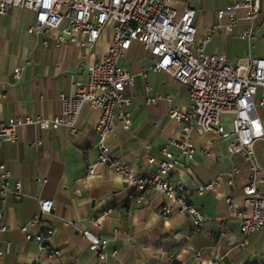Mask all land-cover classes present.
Masks as SVG:
<instances>
[{"label":"crops","instance_id":"crops-1","mask_svg":"<svg viewBox=\"0 0 264 264\" xmlns=\"http://www.w3.org/2000/svg\"><path fill=\"white\" fill-rule=\"evenodd\" d=\"M240 1L188 0L173 7L178 14L185 7L196 11L195 40L198 43L208 37L206 54L224 55L230 61L246 54L264 58V0H260L261 13L249 41L239 37L248 22L240 20L231 32H226L227 18H217L220 9ZM236 16L242 19L244 12L237 11ZM34 21V13L23 8L0 15V93L4 95L0 98V122L60 114L58 96L67 95L72 82L86 83L87 66L102 60L112 39L109 26L90 51L70 44L43 47L40 37L27 32ZM79 40H83L82 36ZM26 61L33 64L25 67ZM153 63V57L139 43H133L121 58L120 65L136 76L135 85L125 94L131 123L124 130L117 119L108 139L112 155L141 175L153 170L150 158L162 159V148L179 156L172 142L179 140L182 132L181 125L168 118L167 103L147 105L146 98L171 95L177 107L185 109L190 105L187 88L165 72H153ZM17 67L24 70L19 81L14 82L13 70ZM144 71L145 82L139 76ZM261 114L264 116V112ZM99 118L100 111L86 105L75 134L65 128L42 132L32 125L22 126L17 129V141L0 146V162L13 179L21 182L24 194L19 201L9 195L0 203L2 264H206L211 260L216 264H264V229L247 238L245 249L236 247L239 219L229 214L226 201L235 211L249 214L242 207L248 171L240 157L227 154V141L211 133L199 136L191 131L189 139L196 154L190 160L181 159V164L169 174L172 182L188 189V200L204 218L199 231L194 232L192 217L162 214L164 199L160 194L153 193L145 204L134 205L128 202L132 187L111 170L97 166L94 175H88V165L96 157ZM224 128L230 131L225 125ZM255 152L264 179V140L256 143ZM233 168L239 173L229 184ZM212 183H216L212 190L197 193L198 188ZM261 188L264 191V182ZM41 200H51L54 211L43 216L42 223L32 224ZM89 218L98 219L100 230L91 229L108 241L106 261H99L81 236L80 231L89 228ZM64 221H79V225L63 226ZM47 225L55 228L48 245L59 251L57 258L41 253L34 240ZM23 227L31 240L27 241L21 232ZM227 232L228 236H220ZM197 254L200 263L194 259Z\"/></svg>","mask_w":264,"mask_h":264},{"label":"built area","instance_id":"built-area-1","mask_svg":"<svg viewBox=\"0 0 264 264\" xmlns=\"http://www.w3.org/2000/svg\"><path fill=\"white\" fill-rule=\"evenodd\" d=\"M188 0H0V15L10 9L23 8L35 15L34 24L28 27V34L41 38V45L55 47L78 45L90 51L100 38L102 31L111 26L112 39L101 61L87 66L88 75L85 84L72 82L67 95L60 94V114L52 118L37 117L11 118L0 122V146L3 143L17 141V129L22 126L36 127L42 132L65 128L71 134L77 131V125L84 106L100 111L96 127L98 142L93 164L88 165V175L95 173L97 166L111 170L123 178L131 187L128 202L143 205L153 193L160 194L164 203L163 215L178 214L193 218L194 232H198L204 218L192 205L189 191L168 177L172 170L181 164V159L190 160L196 154L195 145L189 134H214L227 141V154L238 156L247 165L248 176L243 188L242 207L249 211L244 215L235 211L227 200L229 214L239 219L236 247L245 249L249 236L264 229V191L261 184V168L256 159V143L264 140V58H255L246 54L241 59L230 61L224 55H209L204 49L208 37L196 42L194 19L196 11L185 7L178 14L173 5ZM260 0H242L226 6L217 12L218 20L227 18L226 32L240 20L249 23L240 35L241 40L249 41L253 37V24L261 13ZM237 11H243L239 19ZM82 36L83 40H79ZM133 43H139L154 60L151 70L165 72L175 81L185 86L190 105L181 109L174 103L171 95L157 94L147 97L145 103L154 105L165 102L168 105L167 116L182 127L179 140L172 146L180 152L173 155L167 148L161 149L162 159H149L153 170L148 174H137L123 160L112 155L108 139L113 132L115 121L121 120L124 130H128L131 115L128 111L127 89L135 85L136 76L120 65V60ZM26 61L25 67L32 65ZM24 67L13 70L14 82L19 81ZM139 76L146 80V71ZM146 91L150 88L145 84ZM4 95L0 93V98ZM223 116H232V130H224ZM37 143V142H36ZM228 183L232 184L239 173L237 168L230 170ZM216 183L197 189L202 195L212 190ZM20 181L13 179L10 170L0 162V203L11 195L16 201L23 197ZM54 211L51 200L39 202V213L32 220L42 223V217ZM107 210L106 213H109ZM89 228L83 229L81 236L88 242L89 251L97 255L99 261H106L105 252L108 241L96 231L100 230L98 219L87 220ZM63 226L78 227L79 221L62 222ZM1 230H4L2 227ZM26 240L32 239L26 227L21 228ZM55 228L44 226L42 232L34 237L39 251L51 258H57L59 251L49 247L48 241L54 235ZM229 233H222L221 237ZM113 256V255H112ZM4 252L0 250V264ZM200 263V254L195 255ZM206 264H216L214 260Z\"/></svg>","mask_w":264,"mask_h":264},{"label":"rangeland","instance_id":"rangeland-1","mask_svg":"<svg viewBox=\"0 0 264 264\" xmlns=\"http://www.w3.org/2000/svg\"><path fill=\"white\" fill-rule=\"evenodd\" d=\"M231 120H232V116H223V121L225 122V126L227 128V130H232V127H231Z\"/></svg>","mask_w":264,"mask_h":264}]
</instances>
